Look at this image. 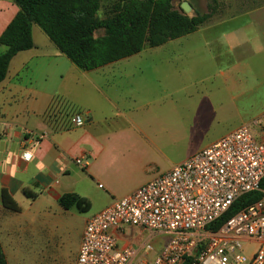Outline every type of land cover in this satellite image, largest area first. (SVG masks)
<instances>
[{"label":"crops","instance_id":"0c3cea01","mask_svg":"<svg viewBox=\"0 0 264 264\" xmlns=\"http://www.w3.org/2000/svg\"><path fill=\"white\" fill-rule=\"evenodd\" d=\"M227 9L228 15L225 10H216L214 57L226 67L218 79L208 83L211 77H207L195 84L200 85L191 95L197 96L196 105L182 93L188 87L176 93L157 89L160 93L154 97V87H141L136 82L137 89L131 93L113 92L115 83L103 78L107 75L104 67L131 57L138 63L140 53L84 71L62 54L44 31L41 29L42 34L36 28L38 25L33 26L34 48L13 58L0 84V244L8 264H23L22 258L17 259L22 239L37 221L24 217L27 212L43 207L48 214L54 208L61 216L75 215L74 211L80 215L77 249L67 254L65 262L76 264L86 223L94 214L224 137L211 135L235 114V94L254 93L244 75L251 67L241 58L264 53V0H245L238 8L229 5ZM18 12L13 1L0 0V36ZM6 50L0 45V53ZM78 87L84 90L82 98ZM106 88L111 92H105ZM56 99L80 108L85 125L73 127L63 112L47 121L46 113ZM26 151L33 153L28 162L22 158ZM81 157L88 164L86 169L75 162ZM38 162L45 165L44 171L36 169ZM97 188L106 194L95 207ZM3 189L11 194L20 212L4 207ZM26 191L36 198H29ZM66 194L88 198L90 211L64 208L60 199ZM126 231L143 233L130 228L119 234L121 246H135L140 240L129 239ZM158 236L165 245L169 238ZM164 245L154 248L149 259ZM52 264L59 262L54 259Z\"/></svg>","mask_w":264,"mask_h":264},{"label":"built area","instance_id":"2783aa9c","mask_svg":"<svg viewBox=\"0 0 264 264\" xmlns=\"http://www.w3.org/2000/svg\"><path fill=\"white\" fill-rule=\"evenodd\" d=\"M69 121L79 128L86 118L76 113ZM75 162L88 167L83 157ZM263 179L261 117L94 214L86 223L76 264H184L188 258L189 264H264V196L218 230L208 229L238 199L262 191ZM130 228L169 239L149 259L151 242L119 244V234ZM244 243L258 244L248 262L236 254Z\"/></svg>","mask_w":264,"mask_h":264},{"label":"trees","instance_id":"16d2710c","mask_svg":"<svg viewBox=\"0 0 264 264\" xmlns=\"http://www.w3.org/2000/svg\"><path fill=\"white\" fill-rule=\"evenodd\" d=\"M18 7L16 14L0 36V45L7 50L0 53V84L6 79L13 58L20 52L34 48L33 26L38 25L62 54L79 69L93 71L122 59L141 53L145 47L155 48L169 41L195 33L213 16L196 14L191 17L174 7L176 0H113L109 15H99L103 0H11ZM103 31V35L96 36ZM57 112L67 119L80 108L56 99L46 113L52 121ZM264 191V179L260 184ZM262 191L251 192L238 199L231 209L208 229L216 231L242 208L260 201ZM29 198L36 195L25 192ZM5 208L20 212L11 194L3 189ZM61 205L76 207L81 213L89 212L91 201L77 194H66ZM188 258L184 264H189ZM0 264H8L0 244Z\"/></svg>","mask_w":264,"mask_h":264},{"label":"rangeland","instance_id":"374dc122","mask_svg":"<svg viewBox=\"0 0 264 264\" xmlns=\"http://www.w3.org/2000/svg\"><path fill=\"white\" fill-rule=\"evenodd\" d=\"M245 0H176L174 7L188 16L198 14H208L213 11L212 18L193 34L169 41L163 46L156 48L145 47L139 54L142 59L134 63L132 57L125 59L122 63H115L110 67H104L107 73L103 78L113 83V92L131 93L137 89L136 82L141 87L150 86L156 89L153 93L157 97L160 92L157 89H166V92L176 93V90L182 87H188V90L182 92L189 97V103L196 105L197 88L195 85L203 78L211 77L208 82L214 81L217 75L224 69L223 63L218 64L216 59V10H225V15L229 14L227 8L229 5L239 7ZM113 0H103L99 15L105 18L109 15ZM189 4L191 9L185 12L183 6ZM42 34L40 27H36ZM103 35V31L97 32L96 36ZM46 36V35H45ZM171 60V62H165ZM223 61V60H222ZM250 65V69L244 74L249 88L254 90L253 94L239 95L236 97V112L232 113L229 120L215 130L211 136L219 137L238 129L244 124L264 117V53L249 54L241 58ZM154 67H157L156 69ZM122 77V78H121ZM80 87H78L79 89ZM83 88H80V97H83ZM111 92V90H104ZM221 98L223 96L221 95ZM83 101V100H82ZM77 107V106H75ZM78 108V107H77ZM196 111V106L194 107ZM259 132V131H258ZM95 195L98 198L93 199L94 206H100L106 192L101 189H95ZM75 215L61 216L53 208L49 214L43 212V207L27 212L24 217L36 218L37 221L30 226L24 234L21 249L17 259L22 258L23 264H52L53 260H58L59 264H65L66 258L76 252L78 243V232L81 227V217L74 211ZM80 217V218H79ZM63 218V219H60ZM128 238H133L135 246L151 242L155 249L162 248L164 241L157 235L150 233H131L126 231ZM258 249V244L244 243L243 249L236 252L246 261H250L254 252ZM55 251L56 255H53ZM69 254V255H67ZM20 262V261H19ZM13 264H20L13 261Z\"/></svg>","mask_w":264,"mask_h":264},{"label":"clouds","instance_id":"9594fccd","mask_svg":"<svg viewBox=\"0 0 264 264\" xmlns=\"http://www.w3.org/2000/svg\"><path fill=\"white\" fill-rule=\"evenodd\" d=\"M23 158L25 160H31L33 158V153L30 151H26L23 153ZM35 167L38 171H44L45 169V165L42 162H38Z\"/></svg>","mask_w":264,"mask_h":264},{"label":"water","instance_id":"95a60500","mask_svg":"<svg viewBox=\"0 0 264 264\" xmlns=\"http://www.w3.org/2000/svg\"><path fill=\"white\" fill-rule=\"evenodd\" d=\"M183 8H184V11L185 12H189V10L191 9V7L189 6V4L184 5Z\"/></svg>","mask_w":264,"mask_h":264}]
</instances>
